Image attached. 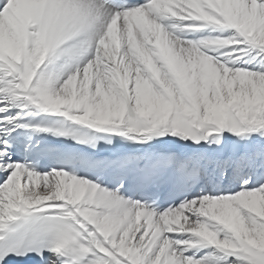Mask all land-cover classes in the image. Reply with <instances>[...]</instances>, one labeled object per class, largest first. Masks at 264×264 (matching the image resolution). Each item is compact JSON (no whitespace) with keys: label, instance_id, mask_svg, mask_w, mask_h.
<instances>
[{"label":"snow or ice","instance_id":"6c2138e0","mask_svg":"<svg viewBox=\"0 0 264 264\" xmlns=\"http://www.w3.org/2000/svg\"><path fill=\"white\" fill-rule=\"evenodd\" d=\"M0 264H264V0H0Z\"/></svg>","mask_w":264,"mask_h":264}]
</instances>
